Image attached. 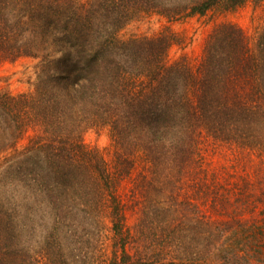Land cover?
Masks as SVG:
<instances>
[{"label":"trees","instance_id":"16d2710c","mask_svg":"<svg viewBox=\"0 0 264 264\" xmlns=\"http://www.w3.org/2000/svg\"><path fill=\"white\" fill-rule=\"evenodd\" d=\"M246 1L0 0V59L39 60V90L30 101L31 120L42 127V135L49 132L51 136L48 142H40L41 147L36 146L39 154L36 165H45L46 172L39 173L40 178L31 177L27 170L31 171L32 165L26 157L17 176L19 193H28L29 188L36 187L53 198L58 193L55 189H68L71 193V188L81 200L96 208L109 196L113 202L114 245L125 254L123 263H134L127 244L135 248V264H180L176 261L205 257L209 248L203 252L197 249L198 244H193L191 249L181 251L170 231L165 236L155 233L154 225L161 226L162 231L170 230L171 225L163 222L157 202L150 197L147 212H143L145 217L135 232L124 231L126 213L124 199L118 195L119 186L131 172L134 160L130 156L136 149L144 153V160L152 164V170L164 169L169 164L170 169L177 168L182 174L193 163H199V159L202 166L204 153L198 141L199 135L206 131L215 141L248 149L251 156L258 154L256 162L253 157L243 156L234 167L235 171L246 174L242 177L245 184H229L237 188V199L244 204L264 206V48L259 55L262 62H258L248 54L246 37L240 28L227 25L221 32H215L205 47L202 83L198 91H193L192 102L182 94L178 97V91H168L164 85H152L150 91L135 95L129 85L134 87L136 78L143 74L160 78V68L163 78L170 74V69L155 61L161 60L160 54L163 56L166 48L154 47L153 41L138 44L134 41L132 59L126 62L128 67L116 72L118 59L111 49V38L139 12H156L176 19L205 15L214 7L229 9ZM256 67L259 75L252 71ZM132 77L133 83L129 81ZM236 83L245 89L252 84L256 89H230ZM25 100L24 96L15 99L4 95L0 98V108L10 109L21 125L27 124L24 118H19ZM68 121H72L73 127L69 132L63 128V123ZM108 123L113 125L117 145L122 150L113 167L103 158L89 155L80 140L85 129ZM1 171L2 184L9 183L11 170ZM201 172L198 169V176ZM233 174L230 168L224 176ZM202 186L212 189L208 183ZM217 191L213 189L205 194H214L213 200L222 199ZM147 217L150 224L144 225ZM232 220L240 222L236 218ZM148 228L150 232H146ZM211 228L213 232L205 237L214 242L210 248L223 235V229ZM172 249L176 252L173 257ZM167 259L172 261L164 263Z\"/></svg>","mask_w":264,"mask_h":264},{"label":"rangeland","instance_id":"374dc122","mask_svg":"<svg viewBox=\"0 0 264 264\" xmlns=\"http://www.w3.org/2000/svg\"><path fill=\"white\" fill-rule=\"evenodd\" d=\"M227 25L243 31L248 54L262 62L259 55L264 48V0H247L229 9L214 7L205 15L195 14L176 19L156 12L133 15L111 38V49L118 59L116 72L128 67L134 41L137 44L153 41L154 47L162 45L166 48V53L163 56L160 54L161 60L155 61H160V64L170 69V74H167L166 79L163 78L161 68L160 78L143 74L141 78H136L134 87L129 85V89L139 95L150 91L152 85H164L168 91H178V97L182 94L185 100L189 98L194 102L193 91H198L202 83L201 67L207 42L211 35L221 32ZM114 38L118 44H115ZM38 63V59L31 57H21L15 61L0 59V98L4 95L15 99L24 96L26 100L21 106L19 118H24L27 123L21 125L19 119L13 116L14 112L0 108V264H116V261L128 264L123 263L125 254L122 248L114 245L113 202L109 196L96 208L81 200L71 188V193L67 192L68 189H55L58 193L53 198L51 194L36 190V187L29 188L28 193H19L21 190L17 185V176L20 175L22 162L28 158L32 170L27 172L31 177L40 178L39 173L46 172V166L36 165L39 155L36 146L41 147L40 142L51 139L49 132L47 136L45 133L42 135V127L31 120L33 111L30 101L39 90L41 68ZM127 69L131 71V68ZM256 69L252 71L259 75ZM253 78L255 81L256 78ZM129 81L133 83V77ZM239 84L236 83L230 89H256L252 84L246 89ZM153 107L154 104L150 108ZM63 125L66 131L73 130L72 121ZM206 134L203 131L199 135L202 140L198 141L204 153L203 165L199 166L202 163L197 158L199 163H193L182 174L177 168L170 169L169 164L164 169L152 170V164L144 160V153L140 149L135 150L130 156L134 165L130 174L122 179L118 193L124 199V231L135 232L143 219V212L148 209L147 199L150 197V200L157 202L160 214L164 217L163 222L168 221L171 225L168 231H162L161 226L154 225L155 233L165 236L170 231L176 237L181 251L191 249L193 244H198L200 248L197 249L203 252L209 248L206 250L209 253L203 258L176 259V263L264 264V206L244 204L237 199V188L229 184H245L242 177L246 174L235 171L234 167L243 156L253 157L256 162L258 154L251 156L248 149L229 145L226 141H215ZM116 137L113 125L108 123L85 129L80 140L89 155L99 156L113 167L118 153L122 151ZM230 168L233 176H224ZM198 169L203 170L199 176ZM1 170H11L8 172L9 183L2 184L4 173ZM213 181L216 186L212 184ZM203 183L210 184L212 189L202 186ZM213 189L215 192L218 189L223 198L213 200L214 194H205V191L211 193ZM234 218L241 223L232 220ZM146 219L144 225H149L151 220L149 217ZM231 222L233 226H230ZM211 226L223 229V235L210 248L214 242L205 240V237L213 232ZM145 230L151 231L150 228ZM126 248L130 260L135 264V248L129 244ZM174 249L170 251L172 257L176 254ZM171 261L167 259L164 263Z\"/></svg>","mask_w":264,"mask_h":264}]
</instances>
